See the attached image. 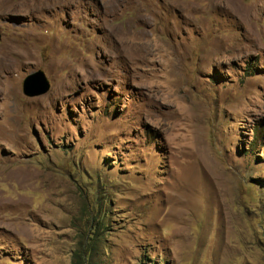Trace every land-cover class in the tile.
I'll use <instances>...</instances> for the list:
<instances>
[{
	"label": "rangeland",
	"instance_id": "obj_1",
	"mask_svg": "<svg viewBox=\"0 0 264 264\" xmlns=\"http://www.w3.org/2000/svg\"><path fill=\"white\" fill-rule=\"evenodd\" d=\"M263 223L264 0H0V264H264Z\"/></svg>",
	"mask_w": 264,
	"mask_h": 264
},
{
	"label": "water",
	"instance_id": "obj_2",
	"mask_svg": "<svg viewBox=\"0 0 264 264\" xmlns=\"http://www.w3.org/2000/svg\"><path fill=\"white\" fill-rule=\"evenodd\" d=\"M22 87L27 96H38L48 91L50 83L42 70H36L26 75Z\"/></svg>",
	"mask_w": 264,
	"mask_h": 264
},
{
	"label": "trees",
	"instance_id": "obj_3",
	"mask_svg": "<svg viewBox=\"0 0 264 264\" xmlns=\"http://www.w3.org/2000/svg\"><path fill=\"white\" fill-rule=\"evenodd\" d=\"M255 134L258 132L257 129L255 128ZM98 210L100 212H102V217H95L93 216V219L95 220L96 222V228L97 230L99 231H103L104 229H106V226H107V222H105V218H109V214H110V210L107 209V208H104V207H101L100 205L98 206ZM262 226L264 227V223L262 224ZM95 233H99L97 231H95ZM86 248L85 250H83L81 253L82 257L83 258V261H84V264H94L96 263L94 257L96 255V253H94V246L91 245V249ZM80 253H77V255H80Z\"/></svg>",
	"mask_w": 264,
	"mask_h": 264
}]
</instances>
